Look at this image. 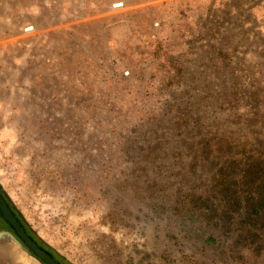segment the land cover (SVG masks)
I'll return each mask as SVG.
<instances>
[{"label": "rangeland", "instance_id": "374dc122", "mask_svg": "<svg viewBox=\"0 0 264 264\" xmlns=\"http://www.w3.org/2000/svg\"><path fill=\"white\" fill-rule=\"evenodd\" d=\"M255 89L264 0H0V187L66 264H264L263 228L186 217L208 159L264 154ZM0 264L42 263L0 231Z\"/></svg>", "mask_w": 264, "mask_h": 264}, {"label": "trees", "instance_id": "16d2710c", "mask_svg": "<svg viewBox=\"0 0 264 264\" xmlns=\"http://www.w3.org/2000/svg\"><path fill=\"white\" fill-rule=\"evenodd\" d=\"M227 88H229L230 92L225 91ZM222 89L218 91L217 96L227 95L225 97L228 106L236 104L238 100L237 94L239 92L243 93L238 81L229 86L222 85ZM255 91L254 93L248 91L251 95H249L250 98L246 101L245 105L252 116H257L258 114L263 115L264 112L259 113V111H264V96H261L260 90L257 91L255 89ZM214 146L215 144L212 147ZM207 149L210 150V148ZM243 150L242 148L239 152L240 157L238 156L236 159L230 158V156H222L223 158L213 156L212 160H209L207 156V168L212 173L211 179L214 182L211 186V193L219 196L215 198L216 202L211 200L204 204V210H198L200 206L195 207L197 203L195 195H192L187 201L189 203L187 207L188 212L186 213L187 219L192 222L197 221L201 224L198 229L194 230L195 236L198 238L201 237L207 243L217 242L220 237L219 235H221L220 229L227 228L229 225L234 224V221L245 231V239H253L255 235L253 233L254 229H264V154L252 152V149L243 153ZM245 153L248 155H245ZM214 166H217V168L212 170ZM0 190L14 209L1 187ZM214 204L216 207L219 206L221 208L219 210L220 213H216V208L213 209L215 212L209 211ZM14 211L21 219L17 211L15 209ZM0 231L10 232L9 230L2 229ZM11 233L16 237L13 231ZM246 234L250 235L246 236ZM19 242L23 245L21 241ZM40 243L43 244L42 242Z\"/></svg>", "mask_w": 264, "mask_h": 264}, {"label": "water", "instance_id": "95a60500", "mask_svg": "<svg viewBox=\"0 0 264 264\" xmlns=\"http://www.w3.org/2000/svg\"><path fill=\"white\" fill-rule=\"evenodd\" d=\"M0 218L3 220L13 231L10 235L21 245L27 252L37 258L42 264H62L61 261L46 247L40 245L37 240L27 231L24 223L15 213L12 206L3 196L0 190ZM8 231H1L5 233ZM19 240V241H18Z\"/></svg>", "mask_w": 264, "mask_h": 264}, {"label": "flooded vegetation", "instance_id": "af4514ba", "mask_svg": "<svg viewBox=\"0 0 264 264\" xmlns=\"http://www.w3.org/2000/svg\"><path fill=\"white\" fill-rule=\"evenodd\" d=\"M4 196V195H3ZM7 200V199H6ZM8 201V200H7ZM10 204V203H9ZM16 213V212H15ZM19 217V216H18ZM0 221H1V223L3 224V225H5L6 226V228H7V230H9L10 232H12V229L5 223V222H3L2 220H1V218H0ZM23 222V221H22ZM24 223V222H23ZM25 225V224H24ZM25 227H26V225H25ZM26 229H27V231L29 232L30 230L26 227ZM6 230V229H5ZM36 240H37V242L40 244V245H42V246H44V247H46L45 245H43V244H41L40 242L41 241H39V239L36 237V236H34V234H32L31 232H29ZM47 248V247H46ZM53 253V252H52ZM54 254V253H53ZM55 255V254H54ZM55 257L57 258V256L55 255ZM59 260H60V258H58ZM61 261V260H60ZM61 263L62 264H64L62 261H61Z\"/></svg>", "mask_w": 264, "mask_h": 264}]
</instances>
